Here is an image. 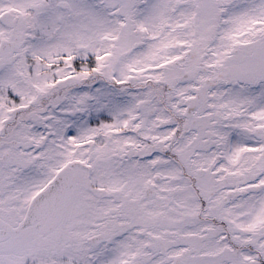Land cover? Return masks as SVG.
Returning <instances> with one entry per match:
<instances>
[{"label": "snow or ice", "instance_id": "1", "mask_svg": "<svg viewBox=\"0 0 264 264\" xmlns=\"http://www.w3.org/2000/svg\"><path fill=\"white\" fill-rule=\"evenodd\" d=\"M0 264H264V0H0Z\"/></svg>", "mask_w": 264, "mask_h": 264}]
</instances>
